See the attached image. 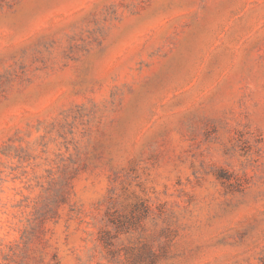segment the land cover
Instances as JSON below:
<instances>
[{
	"label": "rangeland",
	"instance_id": "1",
	"mask_svg": "<svg viewBox=\"0 0 264 264\" xmlns=\"http://www.w3.org/2000/svg\"><path fill=\"white\" fill-rule=\"evenodd\" d=\"M0 264H264V0H0Z\"/></svg>",
	"mask_w": 264,
	"mask_h": 264
}]
</instances>
